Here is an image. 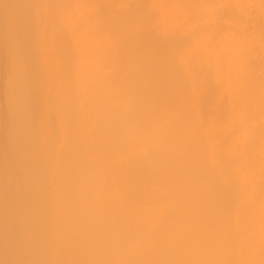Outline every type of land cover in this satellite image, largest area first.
<instances>
[{"label": "bare ground", "instance_id": "obj_1", "mask_svg": "<svg viewBox=\"0 0 264 264\" xmlns=\"http://www.w3.org/2000/svg\"><path fill=\"white\" fill-rule=\"evenodd\" d=\"M0 264H264V0H0Z\"/></svg>", "mask_w": 264, "mask_h": 264}]
</instances>
